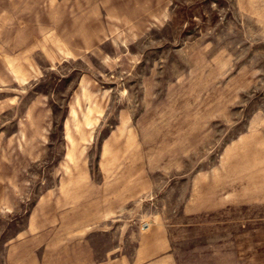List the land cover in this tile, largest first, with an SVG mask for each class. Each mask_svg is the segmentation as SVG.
Listing matches in <instances>:
<instances>
[{
    "label": "rangeland",
    "instance_id": "374dc122",
    "mask_svg": "<svg viewBox=\"0 0 264 264\" xmlns=\"http://www.w3.org/2000/svg\"><path fill=\"white\" fill-rule=\"evenodd\" d=\"M0 264H264V0H0Z\"/></svg>",
    "mask_w": 264,
    "mask_h": 264
}]
</instances>
